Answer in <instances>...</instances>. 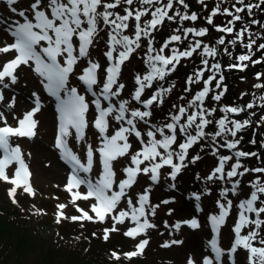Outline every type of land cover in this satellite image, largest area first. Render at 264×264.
Masks as SVG:
<instances>
[{
    "label": "snow or ice",
    "instance_id": "obj_1",
    "mask_svg": "<svg viewBox=\"0 0 264 264\" xmlns=\"http://www.w3.org/2000/svg\"><path fill=\"white\" fill-rule=\"evenodd\" d=\"M20 0H4L9 11L18 15L21 20H14L7 29L14 38L13 43L0 47V53L15 52L10 61L0 67V102L4 100L3 89L17 82L16 70L21 66H29L41 77V83L48 94L55 98L57 111L59 113L58 135L55 146L61 151L62 159L71 166L66 190L72 192L80 185H86L88 191L81 194L78 191L73 193V202L77 199H93L91 212L77 208L82 213L80 217H72V220H89L104 222L111 218L114 222L111 229L104 230V239H108L111 231H117L116 224H123L126 220L134 223L124 235L135 238L146 233L149 228L155 225L149 222L148 216L155 215L157 206L150 204V187L139 193L134 200L129 194L130 190L137 183L141 175L148 176L156 183L159 181L161 170L165 167L170 169L169 177L175 181L177 175L184 167L189 158V151L201 141L211 140L213 155H218V164L206 177L207 181H223L231 185L221 190V200H217L218 213L210 215L209 220L215 236L209 241V246L214 256L204 258L203 264H222L221 258L225 250L219 246L218 235L226 218L233 207V201L228 198L229 193L233 196L238 194L241 180L248 173L259 174L255 180L250 182V195L241 200L237 208L238 220L233 228L235 239L227 250L230 257H233L237 249L243 248L248 253V264H264V167L247 168L241 162V158L258 157L254 151H243L239 149L241 139L237 138L245 128L252 125L250 119L243 121L232 119L231 115H239L248 109L257 107L255 103H248L245 106H223L219 109L223 115L213 121L210 119L217 109L205 106L206 99L219 102L227 89L215 92L212 88L213 81H216L215 89H221L224 79L222 66L219 62L210 64L209 58L215 59L218 54L216 47L203 43L201 38L208 34L209 28L184 27L185 21L196 22L200 19L197 13L189 14L181 12L177 5L184 9L189 8L186 0H138L140 7H135L137 0H32L28 8L18 10L16 5ZM198 2L206 7L205 0ZM226 3L227 0H221ZM237 5H240L239 7ZM264 6V0L258 3H245V0H235L231 9L217 3L211 13L205 17L208 25L215 27L216 31L225 34L235 33V38L228 41L235 46L237 42L247 49L246 54L239 55L237 63L230 64L229 68H238L241 71L248 67L245 62L252 64L264 62L262 59H253L255 52L264 50V43L257 44L252 39V33L248 25L237 30L235 24L243 20L242 13L251 16L253 9ZM117 9H122L117 11ZM224 15L230 17L224 25L214 24V17ZM166 22L178 23L180 26L173 30V33L157 49L155 47V33ZM5 23V21H0ZM101 24L108 29V50L104 56L108 66L103 69V79L100 78L101 65L90 58V49L101 31ZM250 24L258 25L260 21L251 20ZM264 28V25H260ZM131 28V34H127ZM193 39H189V37ZM247 36V43L245 38ZM142 41L147 42L145 52V64L148 69L146 74L135 77V90L131 99H117L120 97L125 85L119 83L122 66L128 61L132 54L140 49ZM188 41L187 47L183 50L176 47V44H184ZM218 45H225L226 40L222 35L217 40ZM167 50V54H166ZM228 55L231 53L224 48ZM194 54L201 57L202 67L190 75L186 84L192 85L203 82L201 90L196 92L186 105H172L175 111L168 114V120L162 125L150 122L153 109L164 104L165 98L172 92L175 84L164 86L167 76L175 71L177 65L184 59H190ZM81 60L86 61L77 79L85 87V94H81L76 87H69V78L75 73ZM205 72L210 73L205 78ZM219 74V79L217 75ZM262 73H257L259 80ZM154 84H159L150 95L145 96L146 90L153 89ZM256 88H264V84L254 85ZM185 91H191L186 87ZM90 94L89 101L86 95ZM36 97L35 107L18 119L17 126L13 127L7 123L3 112H0V180L13 185L9 190V196L13 203L16 202L15 194L17 188L31 195H35L29 184L30 172L23 159L19 145H14L13 138H32L35 136L37 121L34 116L40 111L41 104L39 97ZM184 99V97H181ZM264 101V96L259 97ZM115 101V102H114ZM138 107H133L132 102ZM104 102H107L106 104ZM15 105L13 97L8 108ZM94 106L96 115L89 121L90 108ZM264 107V104H260ZM255 115V113H251ZM264 122V116L260 118ZM115 122L116 127L109 134L110 128ZM215 123L216 130L207 132L209 125ZM97 131L100 146L93 148L91 144L86 147V159L82 162L80 156L69 147V138L73 137L77 142H84L89 125ZM141 125L144 128H141ZM232 139H228V137ZM133 138L139 143V149L133 148ZM219 138V139H218ZM220 139L223 143H220ZM250 143L256 144L255 139ZM226 148L232 155H220V149ZM99 154V161L102 171L95 182L81 176V173H91L96 154ZM122 158L128 159V165L123 168L124 178L117 179V172L114 163ZM201 159L199 155L191 158L190 162L195 163ZM231 162V163H230ZM16 164L17 167L13 177H9L7 170ZM227 166V170H226ZM175 187V185H171ZM193 198L200 200V194L194 193ZM125 207L121 208V202ZM165 200L163 203H168ZM66 205H58L60 212L57 222L63 217V209ZM199 209V205H197ZM192 228H198L199 222L196 219L186 221ZM175 228L179 229L177 223ZM249 229L247 234H242ZM175 243V242H174ZM148 244L147 240H141L137 250L124 255L131 259L143 253ZM165 247L168 245H164ZM113 258L119 260L120 256L113 252ZM188 264H194L189 259ZM233 264L235 261L233 259Z\"/></svg>",
    "mask_w": 264,
    "mask_h": 264
},
{
    "label": "rangeland",
    "instance_id": "obj_2",
    "mask_svg": "<svg viewBox=\"0 0 264 264\" xmlns=\"http://www.w3.org/2000/svg\"><path fill=\"white\" fill-rule=\"evenodd\" d=\"M31 2L32 0H20L16 7L18 10L26 9ZM205 3L212 7L216 4L215 0H205ZM134 6L140 7L138 0ZM117 11H121L122 13V9H117ZM14 20H21L22 22V18L11 13L4 3V0H0V21H5V23H0V47L13 43L14 38L9 34L7 29ZM131 31L130 28L127 34H131ZM107 32V28L101 27V31L94 42L93 50L90 52V58L93 61L99 62L101 65V71L99 73L101 79H103L104 76L103 69L108 66V61L104 56L105 51L108 50ZM96 41L99 43H96ZM157 41V33H155L154 44L158 49L159 45H157ZM146 50L147 42L142 41L141 48L137 49V51L132 54L131 58L122 66L119 83L124 84L125 88L121 92V99H124V95L128 96L125 97V99L130 100L131 94L136 87L135 77L137 75L142 76L148 71L144 55ZM14 56L15 52L0 53V67L13 59ZM85 66L86 61L81 60L77 70L69 78V87H78L82 85L77 79V76ZM16 75L17 82L11 84L9 88L3 89L4 100L0 102V112L4 113L7 123L16 127L18 119L23 118L26 112L31 111L35 107L36 97L33 96V93L39 97L41 104L40 111L34 116V119L38 122L35 128V136L32 138H13L12 141L14 145H19L21 149L23 159L30 172V177L28 178L29 184L35 195H31L25 192L23 187H19L15 194L16 202L13 203L12 198L9 196V190L13 185L0 180V225L7 227L3 221L6 216H9L24 223L26 227L17 230L19 233L15 236L16 240L22 235H27V239L33 240V235L37 233L40 238L46 239L49 242L54 238L57 239V233L55 234V231H60L61 227H58L59 223L60 225L64 224L62 227L70 229L71 232H74L76 227L71 224H77L81 226L78 231L82 234L85 233L83 237L92 240L88 242L89 245L92 244L93 247L95 246L97 248L98 243L103 241L109 248L113 249L105 254V248L100 246L101 253L105 258H94L99 261L104 260L105 262L102 261L104 264H188L189 259H191L194 264H203L205 257L214 256L209 246V241L214 234L209 217L210 215L218 213L216 202L222 199L220 195L221 188L219 186L225 185V187H231L226 182L219 183L217 180H213L211 183L206 180V177L218 164V155H213V151L211 153L205 152V157L202 159V163L199 164V172L203 173L205 177L204 179L197 177L194 181V183H196L195 191L200 194L199 201L193 198L191 191L187 190L188 192L181 193L178 190L181 186V183H179L180 178H185L187 176V174L184 173L185 167L181 170L180 174L177 175L179 178L176 181L175 187H171V185L167 184L170 183L169 179H171L169 177L170 169L167 167L161 170L159 181L156 183H153L148 176H139L137 183L130 190L129 194L135 200L139 193L150 187V204L153 206L158 205V207L155 209V215H149L148 219L155 227L147 229L146 233L131 238L125 236L124 233L135 225L130 220H126L123 224H116L118 230L109 232L108 239L105 240L104 230L113 227L114 222L111 218L106 219L104 222H94L83 219L74 221L71 219L74 216L80 217L82 215L77 208L83 209L89 212V215L94 216L95 214L91 212V205L95 203V201L93 199H77L73 202V193L78 191L81 194H85L88 191L86 185H80L78 189L74 188L72 192L66 190V185L68 184L71 174V166L61 159L60 151L55 146V133L57 131L56 110L58 102L51 99V96L45 91L41 83V77L33 71L32 67L21 65L16 70ZM80 91L82 94H85V88H81ZM193 93L195 94V92ZM150 94L151 93L146 90L145 96ZM192 96L189 99H191ZM13 97L15 98V105L12 108H8V104L11 103ZM86 98L89 101L92 99L90 94H87ZM104 103L106 104L107 102ZM135 104L136 103L133 101V107L139 106ZM166 108L172 111L171 107ZM162 109H164L163 105L156 108L161 114ZM249 111L252 112L253 110L249 109ZM95 115L96 112L94 106H92L88 115L89 121H91ZM246 117L248 118V116ZM167 120L168 117H165V119L161 121L160 118L156 121L150 118V122L156 125H162ZM241 121H243V117H241ZM0 126H3L2 120H0ZM115 127V122H113L109 134H111ZM141 128L143 129L144 126L141 125ZM228 139H232V137L229 136ZM132 142L133 148L139 149L140 145L134 138ZM220 143H223L222 139ZM87 144H91L94 149L100 146L97 131L91 124L87 129L84 142H77L74 136L69 138L70 147L80 156L82 162L86 159ZM195 149L196 148H194V150ZM225 149L226 148H221V150ZM219 154L232 155L233 153L228 150L225 154H223V152ZM260 155V157H262V154ZM127 165V158H122L114 163V169L117 172L118 180L124 178L123 168ZM16 167L17 165L13 164L7 170L10 178L14 176ZM250 168L254 167L252 166ZM101 171L102 166L99 161V154L97 153L91 173H81V176L86 175L87 178L95 182L99 179ZM261 179L264 180V177H261ZM188 183L191 182L188 181ZM198 189H203L204 192L201 193ZM246 191L247 189L244 188L242 190L238 189L237 195L233 196L229 193L228 196V198L233 201V207L224 225L221 226L218 235L219 246L225 250V254L221 258L222 264H233V259L235 264H241L239 260L245 264V260L248 257V253L243 254L238 249L233 257H230L227 253V250L231 247L235 239L233 228L238 220L239 209L237 205L241 200L247 198ZM165 200L169 202L163 203ZM58 205H66L62 210L63 217L66 218H60L59 222H57L60 212ZM197 205H199L200 210L197 209ZM120 207H125L123 201ZM23 215H26L27 218ZM192 219H196L199 222L200 226L198 228H192L189 224L185 223ZM177 223L180 224L179 229L175 228ZM248 230L249 229H245L243 233L247 234L246 231ZM9 234L11 235V232ZM141 240L148 241V244L143 249V253L128 259L124 254L136 251L137 245ZM103 245L105 246V244ZM112 245H115L117 248ZM164 245L168 246L165 247ZM113 252L120 256L121 263H119V260L113 258Z\"/></svg>",
    "mask_w": 264,
    "mask_h": 264
},
{
    "label": "trees",
    "instance_id": "obj_3",
    "mask_svg": "<svg viewBox=\"0 0 264 264\" xmlns=\"http://www.w3.org/2000/svg\"><path fill=\"white\" fill-rule=\"evenodd\" d=\"M195 4V7H190L188 9H184L182 6L177 5L181 12L187 11L189 14L192 12L197 13L200 17L199 20L196 22L185 21L183 26L184 27H196V28H203V27H211L210 35L209 33L201 38L204 44L218 48V54L213 58H209V63L219 62L222 66V73L224 79L221 83V89H215L216 81H213L212 88L215 92H219L223 89H227L222 96L221 101L216 102L211 99V95L215 93H210V96L205 101V106L209 108H216V113L210 117L213 121L219 119L223 113L219 111V109L223 106H245L248 103H255L257 107L253 108L252 112L249 109L246 112L240 113L239 115H231L232 119L240 120L241 117L244 119H250L252 121V125L242 130L238 133L237 138L241 139V143L239 145V149L243 151H254L259 154L258 157H249V158H241V162L244 164L245 167H264V163L262 162V158L260 157V151L258 149L257 143L252 144L250 143L251 140L255 139V135L257 129H260L259 134V143L262 146V150L264 153V122L260 121V118L264 116V107H260V104H264V101L259 100V97L264 96V88H256L254 85L256 84H264V75L258 80L256 78L257 73L264 74V62L259 64H252L251 61L245 62L248 64V67L241 71L238 68H229L230 64L237 63V57L241 54H246L247 49H245L239 41L235 46L228 43L231 39L235 38V33L233 34H225L216 31L215 27L212 25H208L206 20L204 19L207 17L211 11L215 8L217 3L221 4V9L224 7H228L231 9L235 0H227L226 3H222L221 0H215L216 4L212 6L207 5L206 7L202 6L198 0H192ZM188 3V1L186 0ZM259 0H245V3H258ZM238 7L240 5H237ZM244 18L242 21H238L235 24V28L239 30L240 28L244 27L245 25L249 26V29L252 33V39H256L257 44L264 43V28L260 25H264V6L261 8L253 9L252 15L249 16L247 13L241 14ZM214 19V24L224 25L230 19V17L224 15H217ZM258 20L260 24L252 25L250 24L251 20ZM180 26L178 23L166 22L164 26H162L157 32V45H160L169 37L173 30ZM225 37L226 44L225 45H218L217 40L221 36ZM189 39H193L191 36ZM245 43H247V36L245 38ZM188 41H185L184 44H176L174 46L181 48L183 50L187 47ZM227 47L228 51L231 55H228L224 52V48ZM253 51L255 55L253 59H262L264 60V50L257 51L256 47L254 46ZM202 67L201 64V57L197 54H194L190 59H184L181 63L177 66L175 71H173L169 76H167L166 81L164 82V86L167 87L171 84H175V87L172 89V92L168 94L165 98V103L163 107H171L172 105H186L187 100L194 94L193 92H198L203 87V82L188 85L186 84V80L190 75H193L195 71ZM227 71V73H225ZM210 73L205 72V78ZM217 79H219V74L217 75ZM159 87V86H158ZM190 87L191 91L186 92L185 88ZM184 97V99H181ZM255 113V115H251V113ZM155 114H158L155 112ZM244 114V115H243ZM243 115V116H241ZM248 116V118L246 117ZM160 120L162 117H159ZM157 119V115L155 116ZM216 130V125L213 123L209 125L206 129L207 132H214ZM219 139V138H218ZM221 140V139H220ZM207 143H211V140H204L201 141L198 145H195L189 151V158L186 161L188 164L187 167H191L197 170L199 169V164L202 163V159L204 156L202 154L208 148ZM194 148H196L194 150ZM201 150H199V149ZM199 155L201 159L196 161L195 163H191L190 160L192 157ZM231 163V162H230ZM187 172L189 173L188 169ZM192 174V173H191ZM188 175V174H187ZM200 175V174H199ZM259 174L256 173H248L243 177H238L241 180L240 190L247 189L246 196L250 195L251 188L249 186L250 182L254 181L256 176ZM200 177L204 178L203 175ZM264 177V176H262ZM252 178V179H251ZM218 181V180H217ZM223 182V181H218ZM230 185V184H229ZM194 184L192 183L188 188L193 189ZM225 185H221L223 187ZM231 186V185H230ZM181 191H185L187 189L184 188V184L182 183L181 187H179ZM26 217V215H23ZM27 218V217H26ZM4 224L7 227L0 225V264H102L104 260H97L94 257L98 258H105L101 253L100 246L105 248V254L108 251L113 249L109 248L106 243L100 241L98 243V247H93L92 244L89 245L88 242L92 241L89 239H85L81 232L78 230L81 228L80 225L71 224L76 226L74 232H71L68 228H63L64 225H58L60 231H55L57 233V239L54 238L49 242L46 239L40 238L37 233L33 235V240L27 239V235H22L20 238L15 239L17 230H21L26 228L24 223L18 221L15 218H11L6 216L4 218ZM74 228V227H73ZM8 232H6V231ZM30 230V228H29ZM28 230V231H29ZM11 232V235L9 234ZM23 232V231H22ZM247 233V231H246ZM242 234H244L242 232ZM264 236V231L261 233ZM19 236V235H18ZM41 236V235H40ZM37 237V238H36ZM86 244V245H85ZM105 244V246L103 245ZM111 245V244H110ZM116 247L115 245H112ZM117 248V247H116ZM244 249L241 252L244 253ZM36 254V256H35ZM105 262V261H104ZM241 264V260H239ZM119 263H121L119 259ZM104 264V263H103ZM245 264H248V259L245 260Z\"/></svg>",
    "mask_w": 264,
    "mask_h": 264
},
{
    "label": "water",
    "instance_id": "obj_4",
    "mask_svg": "<svg viewBox=\"0 0 264 264\" xmlns=\"http://www.w3.org/2000/svg\"><path fill=\"white\" fill-rule=\"evenodd\" d=\"M258 136V135H257ZM257 138V137H256ZM260 149H261V147H260ZM261 153H262V150H261Z\"/></svg>",
    "mask_w": 264,
    "mask_h": 264
}]
</instances>
